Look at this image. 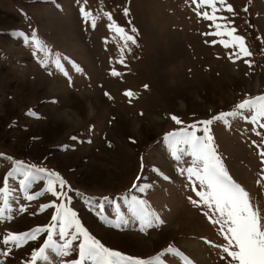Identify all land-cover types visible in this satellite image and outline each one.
Segmentation results:
<instances>
[{
  "label": "rangeland",
  "instance_id": "obj_1",
  "mask_svg": "<svg viewBox=\"0 0 264 264\" xmlns=\"http://www.w3.org/2000/svg\"><path fill=\"white\" fill-rule=\"evenodd\" d=\"M216 6L213 21L203 16L213 14L211 6L199 0H0V187L18 167L48 169L66 182V207L107 248L147 259L171 246L192 264H227V254L213 246L226 243L219 225L189 200L199 197L180 169L191 166V157L176 161L164 139L264 94V0H217ZM81 7L97 17L95 27ZM216 24L225 34H214ZM232 28L251 56L237 59L238 46H224ZM67 111L74 123L60 116ZM227 119L210 125L217 153L264 210V187L257 184L264 177V129L256 126L257 136L243 118ZM22 178L8 177V202L0 200V253L9 252L0 264H28L47 233L19 248L4 245L3 237L49 225L55 209L41 206L61 203L46 191V179L29 190L43 195L26 200ZM132 197L146 201L162 223L140 232L128 208ZM120 217L127 223L116 227ZM76 258L73 252L63 259ZM163 261L183 264L173 254Z\"/></svg>",
  "mask_w": 264,
  "mask_h": 264
},
{
  "label": "snow or ice",
  "instance_id": "obj_2",
  "mask_svg": "<svg viewBox=\"0 0 264 264\" xmlns=\"http://www.w3.org/2000/svg\"><path fill=\"white\" fill-rule=\"evenodd\" d=\"M202 5H210L212 15L207 12L203 13L204 18L215 21L217 19L215 12L217 9V0H199ZM219 4L223 5L225 0H218ZM226 10L232 12V6L228 5ZM246 10V9H245ZM85 20L91 22L92 27L96 26L97 17L84 7L80 9ZM128 10L125 9V15ZM111 19V14H107ZM113 27V25H110ZM220 24H216L218 31L215 35H221L219 29ZM226 28V25L223 26ZM115 31L121 34L125 41L135 43L133 36L124 32L123 28L115 27ZM133 32L136 30L133 28ZM236 29H228L226 34L231 37V41H222L225 47L238 46V52L233 53L237 59L242 56H251L252 53L245 45L244 38L239 35H233ZM37 47H42L40 41L35 39ZM123 62V61H121ZM251 66V62L244 61ZM59 68V62L57 61ZM77 71H80L77 68ZM112 75H119L113 71ZM126 96L131 97L133 93L126 91ZM105 95H108L105 93ZM250 113V115H245ZM229 117H241L250 122L254 127L253 131L257 136L262 133L256 130V126L264 129V94L246 98L235 106V109L230 112H221L213 116L211 119L198 121L195 124L188 125L176 132L166 134L165 140L169 143L171 154L176 161H180L182 155L191 157V166L186 169H180L181 173H187V177L192 182V190L199 200L189 197L190 202L200 208H206L204 215L214 224L219 225V232L226 241L223 245H213L222 250L230 258L227 264H264V210L259 207L258 202H254L250 194L229 175L225 168L221 156L217 153L214 145V138L211 135L210 125L214 121H223L228 123ZM172 119L177 124L182 121L176 116ZM197 125H202L198 128ZM201 131L202 135H197ZM255 143V142H254ZM184 146V147H181ZM259 147V146H258ZM264 163V150L259 152ZM20 163V162H18ZM143 167V165H142ZM19 173L23 178L19 181V185L24 192V198L28 201L37 199L42 192L30 194L29 190L35 180L40 179L47 181L46 191L61 200V203L52 202L41 206V210L45 208H54L55 212L51 217V223L46 226L36 227L28 232L23 233H8L3 237L4 245H14L19 248L29 241H35L41 234L47 233L43 244L31 253V259L28 264H164L163 257L167 254L179 256L183 260V264H192V261L184 256L178 249L169 246L166 250L157 254L154 257L147 259L126 255L119 251L107 248L98 239L92 236L89 231L81 224L77 217V213L71 208L66 207L62 197L66 196L63 191L65 181L55 172H51L45 168H36L35 166H21L15 169L14 172H9L3 181V186L0 187V200L5 204L8 202L10 188L8 177ZM43 174V175H38ZM193 178H195L193 180ZM139 179V177H137ZM167 179V177H165ZM264 177L257 180V184L264 187ZM197 182L199 190H197ZM59 184L60 191L56 185ZM137 184H133V188H137ZM140 191H145V187H140ZM128 208L131 211L132 217L139 223V231L144 233L149 228L158 226L162 223L160 217L152 211L147 202L137 197H132L128 201ZM4 211L0 208V214ZM20 212L26 211L25 208H20ZM127 223L123 217L115 224L120 226V222ZM58 238L60 242L56 239ZM74 245V242H77ZM211 243L210 241H205ZM11 251V249H9ZM73 252L77 253V258L71 261H65L63 258L70 256ZM9 252L0 253V255H8ZM221 259H226L221 256Z\"/></svg>",
  "mask_w": 264,
  "mask_h": 264
},
{
  "label": "bare ground",
  "instance_id": "obj_3",
  "mask_svg": "<svg viewBox=\"0 0 264 264\" xmlns=\"http://www.w3.org/2000/svg\"><path fill=\"white\" fill-rule=\"evenodd\" d=\"M60 116L63 117V119H65L69 123H74L75 122V117L73 115H71L70 113H68V111L67 112H62L60 114Z\"/></svg>",
  "mask_w": 264,
  "mask_h": 264
}]
</instances>
